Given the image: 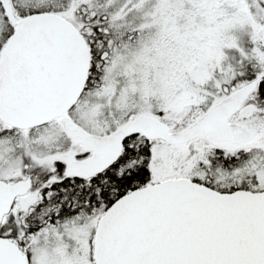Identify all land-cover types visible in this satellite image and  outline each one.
Segmentation results:
<instances>
[{
	"label": "snow or ice",
	"instance_id": "obj_1",
	"mask_svg": "<svg viewBox=\"0 0 264 264\" xmlns=\"http://www.w3.org/2000/svg\"><path fill=\"white\" fill-rule=\"evenodd\" d=\"M0 264H264V0H0Z\"/></svg>",
	"mask_w": 264,
	"mask_h": 264
}]
</instances>
